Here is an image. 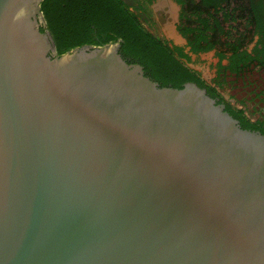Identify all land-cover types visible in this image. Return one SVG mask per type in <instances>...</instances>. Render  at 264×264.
<instances>
[{
  "label": "water",
  "instance_id": "water-1",
  "mask_svg": "<svg viewBox=\"0 0 264 264\" xmlns=\"http://www.w3.org/2000/svg\"><path fill=\"white\" fill-rule=\"evenodd\" d=\"M42 1L0 0V264H264V135L118 43L57 55Z\"/></svg>",
  "mask_w": 264,
  "mask_h": 264
},
{
  "label": "trees",
  "instance_id": "trees-1",
  "mask_svg": "<svg viewBox=\"0 0 264 264\" xmlns=\"http://www.w3.org/2000/svg\"><path fill=\"white\" fill-rule=\"evenodd\" d=\"M175 1L191 5L187 27L178 24L176 28L187 37L193 52L210 51L216 44L228 43L231 39L237 41L236 35L243 33L239 24L251 36H256L257 44L264 49V0ZM40 8L45 21L40 31L50 33L57 55L84 45L118 43V51L125 61L141 65L144 75L160 86L182 88L191 82L210 91L198 73L187 66L183 59L187 60L188 56L181 48L149 30L122 0H43ZM180 15L185 17L183 11ZM231 49L236 60L240 54L238 47Z\"/></svg>",
  "mask_w": 264,
  "mask_h": 264
},
{
  "label": "flooded vegetation",
  "instance_id": "flooded-vegetation-1",
  "mask_svg": "<svg viewBox=\"0 0 264 264\" xmlns=\"http://www.w3.org/2000/svg\"><path fill=\"white\" fill-rule=\"evenodd\" d=\"M134 1L138 6H131L130 8L137 13L142 23L153 32L157 27L162 28V24L171 18L170 8L165 1L160 5L157 4V0L150 3H147V0ZM171 1L179 7L175 27L178 24L182 28L187 27L190 3L184 2L180 5L175 0ZM182 11L185 13L183 18L180 15ZM227 24L229 23H226L225 28H227ZM240 30L243 33L236 35L237 41L231 39L228 43L216 44L210 50L214 51L213 58L215 59L211 63L212 73L210 77L205 76L202 69L190 68L198 73L200 79L209 88L210 91L204 88L207 94L215 100L216 104L222 106L241 128L244 126L247 130L264 135V49L263 45L257 44V37L251 36L252 33L244 25L241 26ZM180 35L182 36V34ZM182 37L185 41L183 44H175L166 40L179 46L182 53L188 56L187 60L185 57L183 59L187 65L197 66V63L202 60L201 56L209 51L193 52L187 37ZM221 41H224V38ZM226 45H232V47ZM235 46L238 47L237 50L240 53L236 60L232 58L233 51L231 49ZM219 53L223 57H220ZM235 62L237 63L235 64ZM230 65H235V67Z\"/></svg>",
  "mask_w": 264,
  "mask_h": 264
},
{
  "label": "rangeland",
  "instance_id": "rangeland-1",
  "mask_svg": "<svg viewBox=\"0 0 264 264\" xmlns=\"http://www.w3.org/2000/svg\"><path fill=\"white\" fill-rule=\"evenodd\" d=\"M164 1H166V0H157V4H162ZM170 1V3L172 4V7L174 8V11L176 12V14H177V11L179 10V7L173 2V1H171V0H169ZM174 12V13H175ZM243 26V25H242ZM238 28H239V30H240V28H241V26H240V24L238 25ZM154 32L157 34V35H159V36H162V37H164L165 38V35H164V32H163V29L162 28H159V27H157L155 30H154ZM166 39V38H165ZM250 39V38H249ZM252 39V38H251ZM250 39V40H251ZM249 40V41H250ZM213 54H214V51H209V52H207V53H205V54H203L202 56H201V58H202V60L201 61H199L198 63H197V66H193V65H187L188 67H197L198 69H202V71H203V74L205 75V76H207V77H210L211 76V73H212V67H211V63L212 62H214L215 61V59L213 58Z\"/></svg>",
  "mask_w": 264,
  "mask_h": 264
}]
</instances>
